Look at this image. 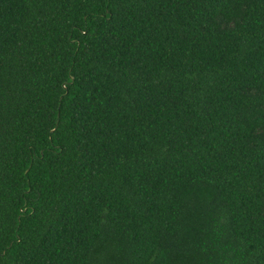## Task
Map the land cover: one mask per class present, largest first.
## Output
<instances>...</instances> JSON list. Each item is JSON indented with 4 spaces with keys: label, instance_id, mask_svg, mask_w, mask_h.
<instances>
[{
    "label": "trees",
    "instance_id": "obj_1",
    "mask_svg": "<svg viewBox=\"0 0 264 264\" xmlns=\"http://www.w3.org/2000/svg\"><path fill=\"white\" fill-rule=\"evenodd\" d=\"M0 264H264V0H0Z\"/></svg>",
    "mask_w": 264,
    "mask_h": 264
},
{
    "label": "water",
    "instance_id": "obj_2",
    "mask_svg": "<svg viewBox=\"0 0 264 264\" xmlns=\"http://www.w3.org/2000/svg\"><path fill=\"white\" fill-rule=\"evenodd\" d=\"M2 253H4V251Z\"/></svg>",
    "mask_w": 264,
    "mask_h": 264
}]
</instances>
